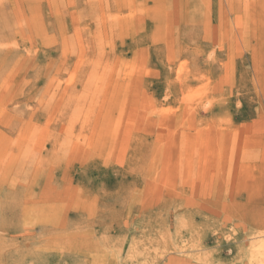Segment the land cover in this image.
<instances>
[{
	"label": "rangeland",
	"instance_id": "1",
	"mask_svg": "<svg viewBox=\"0 0 264 264\" xmlns=\"http://www.w3.org/2000/svg\"><path fill=\"white\" fill-rule=\"evenodd\" d=\"M260 240L264 0H0V264Z\"/></svg>",
	"mask_w": 264,
	"mask_h": 264
},
{
	"label": "bare ground",
	"instance_id": "2",
	"mask_svg": "<svg viewBox=\"0 0 264 264\" xmlns=\"http://www.w3.org/2000/svg\"><path fill=\"white\" fill-rule=\"evenodd\" d=\"M248 252L252 263L256 262L257 264H264V240L250 244Z\"/></svg>",
	"mask_w": 264,
	"mask_h": 264
}]
</instances>
